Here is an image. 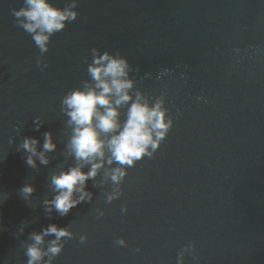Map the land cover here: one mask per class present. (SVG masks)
<instances>
[{
    "label": "water",
    "instance_id": "95a60500",
    "mask_svg": "<svg viewBox=\"0 0 264 264\" xmlns=\"http://www.w3.org/2000/svg\"><path fill=\"white\" fill-rule=\"evenodd\" d=\"M22 5L0 0V264H26L20 242L52 223L74 233L54 264H177L182 249L184 264H264V0H78L43 71L12 15ZM94 47L125 56L136 88L163 98L173 126L153 157L128 168L119 198L106 202L101 170L90 203L49 215L50 176L74 163L61 101L89 79ZM45 131L57 149L32 169L19 145L34 136L42 147ZM25 183L36 188L30 201Z\"/></svg>",
    "mask_w": 264,
    "mask_h": 264
},
{
    "label": "clouds",
    "instance_id": "9594fccd",
    "mask_svg": "<svg viewBox=\"0 0 264 264\" xmlns=\"http://www.w3.org/2000/svg\"><path fill=\"white\" fill-rule=\"evenodd\" d=\"M77 6L78 0H70L63 7L53 0H23L19 9H12L16 25L31 36L39 49L36 64L41 71L48 67L43 57L49 51L52 36L77 20ZM132 71L129 60L119 52L104 50L101 53L94 47L87 65L89 79L63 96L61 111L67 117L66 126L70 129L65 152L74 163L61 167L50 176L49 187L53 195L43 201L49 215L55 212L67 216L81 203H90L94 194L88 189V181H95L101 170L112 185L106 202L119 198L128 168L144 157H153L167 137L174 121L163 98L150 101L136 88ZM33 122L38 131L42 127L41 117H35ZM19 148L27 154L24 157L26 165L36 169L50 163L48 154L57 149V143L53 133L45 131L42 147L38 138L24 136ZM35 192L31 183H25L19 190L25 201H30ZM7 199V193L0 195V204ZM122 212H127L126 206ZM103 215L101 211L98 216ZM19 231L22 234L24 228ZM73 236L69 227L55 223L29 233L28 239L20 242L27 257L26 264H54L67 240ZM79 240L85 243L87 236L82 234ZM115 243L126 246L127 242L121 237ZM185 250L178 253L177 264H184Z\"/></svg>",
    "mask_w": 264,
    "mask_h": 264
}]
</instances>
